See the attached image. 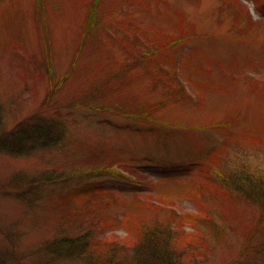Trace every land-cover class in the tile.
I'll use <instances>...</instances> for the list:
<instances>
[{
	"label": "rangeland",
	"instance_id": "obj_1",
	"mask_svg": "<svg viewBox=\"0 0 264 264\" xmlns=\"http://www.w3.org/2000/svg\"><path fill=\"white\" fill-rule=\"evenodd\" d=\"M0 110L61 129L0 151V264L129 260L154 224L206 238L187 264H264V194L235 184L264 185V0H0ZM64 234L85 256L47 252Z\"/></svg>",
	"mask_w": 264,
	"mask_h": 264
},
{
	"label": "trees",
	"instance_id": "obj_2",
	"mask_svg": "<svg viewBox=\"0 0 264 264\" xmlns=\"http://www.w3.org/2000/svg\"><path fill=\"white\" fill-rule=\"evenodd\" d=\"M259 2V0H256ZM233 3V2H232ZM149 52L143 53L147 54ZM138 57V55H137ZM161 63V62H160ZM159 76L166 75V80L174 84V74L168 75V70L158 68ZM1 111V110H0ZM2 115L0 112V123ZM58 119L52 120L44 118L43 115L34 114L27 117L23 121L17 123L10 130L0 133V151L8 154L22 156L29 153L30 149L35 146L51 147L58 143L60 139L61 129L59 127ZM257 178V177H256ZM256 178L250 180L238 178L235 184L246 186L242 184L245 182L250 185L247 187L258 188V196L264 194L263 182L256 181ZM264 181V180H263ZM81 193V192H79ZM65 211L67 217H76L72 214L70 208L62 209ZM175 216V212L172 211ZM181 215V214H180ZM182 216V215H181ZM92 222L96 221L100 227L102 225V217L94 216ZM91 218V217H90ZM88 218V219H90ZM93 225V224H92ZM94 226V225H93ZM141 235L132 243L133 252L129 260L121 258H113L112 256L102 255L99 258L92 259L90 255H86L90 264H187L188 262L196 261L197 258L204 256V252L208 247L207 240L202 234L196 232L177 231L173 230L169 225L159 226L154 224L152 226H143ZM80 235L71 238L68 234L59 238H54L51 242L46 243V250L49 254L58 255L61 253H76L85 256V251L88 242L85 237ZM85 259V258H84ZM96 262V263H95Z\"/></svg>",
	"mask_w": 264,
	"mask_h": 264
}]
</instances>
